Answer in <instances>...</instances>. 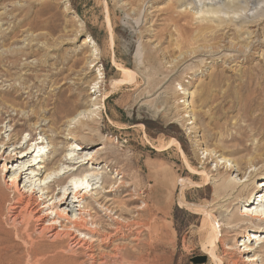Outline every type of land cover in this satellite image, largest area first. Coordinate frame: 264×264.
<instances>
[{"label":"rangeland","instance_id":"1","mask_svg":"<svg viewBox=\"0 0 264 264\" xmlns=\"http://www.w3.org/2000/svg\"><path fill=\"white\" fill-rule=\"evenodd\" d=\"M259 126L264 0H0V183L22 166L6 155L25 138L48 150L39 163L45 167L30 166L19 183L38 192L68 167L64 154L98 153L93 192L108 196L107 205L125 202L126 218L153 220L159 264H211L203 249L207 212L216 218L215 240L231 246L234 260L243 264L238 251L247 241L255 250L245 255L264 264V242L256 248L264 238L243 236L257 221L228 224L245 190L264 184ZM72 143L82 148L66 151ZM101 175L109 182L100 184ZM109 185L119 193L105 194ZM223 187L228 195L219 193ZM98 201L94 218L110 222ZM9 223L0 229L19 256L11 264H84L78 250L55 257L30 228ZM33 243L44 246L36 258ZM200 256L205 262L192 261Z\"/></svg>","mask_w":264,"mask_h":264},{"label":"bare ground","instance_id":"2","mask_svg":"<svg viewBox=\"0 0 264 264\" xmlns=\"http://www.w3.org/2000/svg\"><path fill=\"white\" fill-rule=\"evenodd\" d=\"M92 88H95L92 91V93H95L96 89L99 87L94 85ZM189 94L188 92V95ZM186 102L187 105H189L190 101L187 100ZM258 118L261 119V116H257L253 119H256L257 122ZM261 126L257 129H264V127ZM261 137L263 138L262 135ZM71 145L72 148L69 147L70 149H66V151L71 150V152H73L76 151V149L82 148L77 144L74 145V143ZM4 146L5 145L1 146V149ZM102 148L103 146L100 147V149ZM16 149L20 150L16 152ZM13 150L14 152L11 153V155H6L7 158H12L13 155L15 162H18V159L22 160L20 162L22 166L13 169L12 174H10L7 179H5V176L3 177V172L9 171V169H7L9 164L4 163L1 167L3 170L2 179L4 178V182L3 184L0 183V225L6 220L13 225H21L22 227L30 228L33 234L39 239H44L48 242V245L45 246L52 249V251H50L55 257H60L61 255L59 254H61L62 250L67 251L73 248V250L79 251L84 264H159V256L155 253L152 243L154 240L157 241V239H160V236L156 231L157 228L153 231L151 229L155 226L154 224H150L153 220L151 221V218L148 220V215V218L145 219L144 215L140 213L126 218L125 216L128 215V213L125 211L129 209H127L125 202L118 201L117 204H114L115 201L113 200L107 205V202L111 200L108 196L103 195L98 198L97 194L93 192V189L97 187H92V177L99 174L95 170V167L92 166L95 164V160L99 158L97 155L98 153L96 154L93 151L85 152V155L80 158L77 157V155L80 154L79 152H77V154L74 153V157H69L70 155L64 154L60 162L62 164L66 163L68 167L57 173L47 183L44 182L45 184L41 188V191L38 192L37 189L28 185V181H25L23 186H20L19 183L22 179H25L26 174L29 175L33 173L32 170L29 171L31 169L30 166L37 164L38 168L45 167L39 164L40 162H44L43 156L48 152L43 146V141L25 138L21 140ZM2 152L4 153L5 151L2 150ZM32 153L36 154L32 156ZM31 156L33 159L28 161ZM228 161V159H224V161L220 160V163L223 164L222 167H225V171H230L232 167L231 164H227ZM87 164L91 166L86 169L83 168V166ZM237 164L239 165L238 162ZM219 167H221V165H219ZM242 169L244 170L245 168ZM117 173H121V170H117ZM203 178L204 182H206L207 173H203ZM99 181L100 184L109 182L108 177L105 175H101ZM99 181L96 183L98 184ZM120 183L121 181L118 182V184ZM234 186L235 184L233 183L232 187ZM263 186L264 184H260L256 188L253 186L250 190H245V197L241 199L243 202L242 210H240L238 215L228 220V224L239 221V225L242 227L248 225L249 221H257L256 225L252 227L254 228L252 230H247V228L244 227L246 234L243 236L247 237L246 239L250 240V243L252 242L251 238H264V208L261 205L264 194L260 191L261 189H259V187L261 188ZM118 187V185H109L103 192L107 195L112 192L119 193ZM59 193L60 196L58 195ZM219 193L228 195L227 187L221 188ZM69 196L71 198L68 201ZM92 198L95 201H98V199L101 200V202L98 201L97 206L101 207L100 210H104V214L109 218L110 222L105 223L100 219L94 218L97 210L95 211L93 209L97 208L93 206L94 200ZM87 199L90 200L87 201ZM255 200L259 202L255 204ZM72 211H76V213L71 217ZM203 218L209 234L207 242L205 240L206 244L203 245V249L204 252L210 256L211 264H239L238 261L236 259L234 260L230 255L231 252H229V250L231 246L224 244L220 245L215 240L218 229L215 224L216 218L214 215L207 212L204 214ZM234 226L235 225L226 226L224 228H232ZM146 229L148 231V242L143 238V233ZM260 229L263 230L261 231ZM1 232L2 230L0 229V264H11L12 260L14 259V262L19 256L16 257L17 254L12 253L14 245L11 239L8 236L6 237L7 234L5 238L2 239L1 236L4 235H1ZM65 237L66 241L64 244L63 238ZM263 242V240L259 241L256 248H260ZM33 244L30 247V252L36 258L42 254L40 248L44 246L40 243L35 244V246H33ZM241 246H243V249L238 252L240 253L239 258L242 263L256 264L258 261L256 255H245L247 252H252L255 249L251 248L247 244V241H244ZM219 248H222L224 256H221L223 257L219 256L217 252ZM62 262H64V260ZM45 263L46 262H44V264ZM64 263L66 264V262Z\"/></svg>","mask_w":264,"mask_h":264},{"label":"water","instance_id":"3","mask_svg":"<svg viewBox=\"0 0 264 264\" xmlns=\"http://www.w3.org/2000/svg\"><path fill=\"white\" fill-rule=\"evenodd\" d=\"M205 260H206V257L205 256H200V257H195V258H193V262L194 263H203V262H205Z\"/></svg>","mask_w":264,"mask_h":264}]
</instances>
